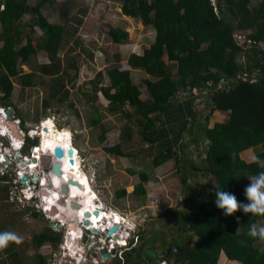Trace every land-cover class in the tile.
Listing matches in <instances>:
<instances>
[{
	"label": "trees",
	"instance_id": "16d2710c",
	"mask_svg": "<svg viewBox=\"0 0 264 264\" xmlns=\"http://www.w3.org/2000/svg\"><path fill=\"white\" fill-rule=\"evenodd\" d=\"M34 1L32 6L28 0H3L1 3L0 101L7 107L12 91L11 78L17 76L22 88L34 86L33 73L20 75L17 68L40 51L48 59V65H40L39 71L52 83L50 99L59 104L66 100L62 79L66 73L56 57L68 34L66 23L52 24L41 15V8L55 5V0ZM249 1L122 0L120 14L152 28L153 41L140 55H127L128 69H121L119 54H113V64L104 73L108 85L96 88L97 81L94 83V94L100 93L108 107L119 108L126 103L132 109L126 117L131 118L140 138L157 146L158 153H180L181 147H190L184 140L194 138L192 148L199 154V143L205 142V149L199 156V172L208 181L201 184L199 178L196 180L202 205L196 208L198 212L192 217L194 223L189 227L197 243L189 252L187 264H222V261L264 264V250L259 247L264 241L247 235L251 223L264 226V216L237 211L226 217L216 207L214 189L218 184L222 190L234 194L238 201L248 203L244 194L250 183L248 178L264 171L241 157L246 151L260 148L256 157L264 160V47H261L264 45V0H259L260 3L252 8ZM59 10L60 16L66 17L68 11ZM23 15L30 16L26 23L28 33L24 36L17 23ZM35 27L41 32L39 38L31 35ZM235 33L244 35L243 38L250 42L249 47L238 46L233 38ZM106 34L114 45L126 44L128 40L127 32L114 24L108 25ZM240 57H244L246 63H240ZM66 67L75 70L73 61ZM129 69L145 74L142 80L144 99H140L138 88L132 84ZM100 76L101 72H97L94 77L99 79ZM178 96L181 97L179 101ZM197 99L208 109L226 115V121L210 129L205 126L193 129L200 118L199 111L195 110ZM92 121L98 123V119ZM46 128L49 133L51 127H43ZM125 137H130L127 130ZM102 140L103 133L98 136V141ZM104 150L120 152L118 144ZM167 158L162 156L156 163ZM4 178L6 180L2 177L0 181ZM140 189L134 190L136 196ZM192 194L191 191L189 196ZM31 216L37 217L38 213L33 211ZM48 231L43 229L30 237L29 245L34 250L32 264H46L50 258L36 252L45 243L52 246L55 239ZM13 246L12 243L6 248L10 264H22L12 253ZM4 262L2 260L1 264H8Z\"/></svg>",
	"mask_w": 264,
	"mask_h": 264
},
{
	"label": "rangeland",
	"instance_id": "374dc122",
	"mask_svg": "<svg viewBox=\"0 0 264 264\" xmlns=\"http://www.w3.org/2000/svg\"><path fill=\"white\" fill-rule=\"evenodd\" d=\"M121 1L122 0H55V5L51 7L43 6L41 8V15L45 17L49 23L59 25L66 23L68 34L64 37L56 56L60 63L61 70L63 69L66 73L65 75H62L63 84L67 92L66 100L63 101V103H57L56 100L50 99L48 95L52 83L48 79V76L42 75L39 71L40 65H48V59L41 51L31 56L26 64L20 66V69L19 67L17 68L19 71L18 74L20 75L28 74L30 72L33 73L34 86L22 88L19 85L17 76L11 78L12 91L8 98V102L10 108L14 109L16 112V114H14L15 117L20 118L22 127L24 129L35 128V126L42 128L44 124L42 125L41 122L43 121V123H52L55 129L52 132L54 138L67 132L70 136L72 146L76 148L80 169H84L83 173L86 175L87 179L92 178V170L90 167H86V162L99 156L98 152H101V148L98 143V136L101 135V133H103V142L105 145L118 143L121 151L130 154H134L135 152H147V148L145 144L141 143L140 137L132 124L131 118L129 119L126 117L127 114L132 112V109L126 103L119 108H110L107 106L106 101L101 97L100 93L94 94V83L96 81V88L108 85V80L104 73L108 67L113 64V54H119V66L121 69H125V59L127 55L129 53L142 52L143 49H146L153 41L154 31L152 28L144 27L138 20L128 19L120 14L119 6ZM34 3V0H28L30 6ZM258 3H260L259 0H250L249 7H255ZM59 9H65V11H68L66 17L60 16ZM29 18V15H23L17 22L18 25L22 27V36L28 33L26 23ZM77 22H79V25L76 26L75 23ZM110 24H114L116 27L127 32L128 40L126 44L114 45L111 43L106 34L107 27ZM32 31V37H40L41 32L36 27L33 28ZM243 36L244 35L235 33L233 38L235 42L238 43V46L247 48L244 47L245 41L243 40ZM23 44L24 40L21 41V45ZM261 47H264V45H261ZM71 61L74 62L75 70L66 67ZM239 62L246 63L244 57H240ZM97 72H101L99 79L94 77ZM129 75L132 84H134L140 92V99H144L146 94L144 86L142 85V80L146 78L145 74L139 70L129 69ZM177 99L179 101L181 100V97L178 96ZM201 100H204L203 96L201 97ZM196 105L195 110L200 113L199 121L194 123L197 126H205V128L210 129L214 124H220L226 121L227 116L217 112H212L207 116L209 109L205 104L201 103L199 99L196 100ZM203 118H206L204 124L202 123L204 122ZM92 119H98V123L96 122L94 124ZM56 130L60 131V133H56ZM126 130L131 139L125 137ZM36 131L34 132V137H38ZM193 131L194 130L191 129V133H193ZM190 140L195 141L194 138ZM185 141H187V139L184 140V143ZM192 147H194V145L191 143L190 147L187 149L181 147L182 150L180 153L193 155L195 152ZM0 148L2 147L0 146ZM55 149V146L51 148L52 151ZM66 149H68V147L58 148L56 154L60 152L62 154L59 155V160L57 159L53 171L57 176L63 175V178L68 177L67 171L70 169L67 160L63 157ZM204 149L205 142L200 141L198 158ZM155 150H157V148L153 151L156 152ZM0 151H2V149H0ZM260 152V148L246 151L241 155L242 160L248 163L253 162V156H256V154ZM24 153H26V148L24 149ZM182 157H184V154ZM140 158L141 157L139 156V159ZM39 162L42 166L39 167L38 170L46 173V170L48 169V157L43 155L40 157ZM12 163V170L18 171L16 164H14V160ZM126 163L125 159H121L118 162L113 161L111 165L113 174H110V179L113 178V184L109 181L108 183L110 186L106 184L108 185L107 188L102 185L103 182L99 181V179L96 181L95 187L102 191L100 201L103 203L104 207L117 211L120 216H123V218L133 220L134 216L132 212L146 213L145 209L142 208V210L136 207V202L137 205H139L138 202H144V205L153 202V205H155V201H161L163 195L168 196L166 192H168L170 196V202L165 198L160 202V205L173 207L175 201L179 198L180 189L176 185L175 179L173 180L171 177L167 178L168 185L165 184L167 188L165 191L161 187L146 186V188H144L147 191L145 201L144 199H130V197L119 201L114 199L112 196V190L115 191L118 188H129L136 183L135 176H133L130 181H124L125 176L127 175L125 172V168L127 167ZM57 165H60L58 169H56ZM63 165L65 168H63ZM167 166L168 168H173L172 161L169 165L162 166L158 169L155 175L158 176V178L162 176L159 173L167 169ZM60 169L63 172H60ZM12 170L10 168L7 172L11 177L7 174L0 175V178L6 177V180L4 178L2 179L3 181H0V230L12 231L23 237L22 244L16 245L13 243L14 246L12 253L16 254L18 261L20 260L22 264H32L34 250L29 245L30 237L33 233H38L43 226H48L49 224L43 219L41 220L31 216V213L36 211V208H34L35 205L33 203H25L20 199L21 186L18 178L12 174ZM74 172L76 171L74 170ZM140 172L141 170L134 171L135 174H139ZM197 177L200 179L201 184L208 181L203 178L201 172L197 173ZM196 180L197 178L194 176L192 181ZM190 182L191 180L189 183ZM72 184L75 186V181L72 182ZM37 187L38 184H33L32 190L30 191L33 192L37 190ZM75 190V187L72 188L70 193L73 197H78L79 191L75 192ZM186 190L190 191L189 187H187ZM61 191L63 193L66 192L65 184L61 186ZM124 191L125 196H127L129 190L125 189ZM198 191V189L195 190V194H197ZM76 193L78 194L75 195ZM26 194L27 197H29L30 193L27 192ZM34 194H37L36 191ZM187 196H189V194ZM187 200L190 202L189 198H187ZM194 200L195 197H193V201ZM44 202L49 203L50 205L54 203L53 198L45 199ZM59 207L62 208L63 205L60 204ZM161 210L162 209H158L159 212ZM25 217H28V219L25 220ZM260 226L259 223L257 227L259 228ZM53 231L54 230H49V235L52 237L55 235V231ZM57 234L60 235V232ZM57 246L47 247L46 245H43L39 248V251L46 257L52 258L54 254H51L52 252H55L56 254ZM259 247L261 250H264V244H260ZM7 252L8 250L6 248L0 249V264L2 260L10 264L11 260L8 257ZM64 257L63 254L58 257L54 255L53 259L57 258L59 261V258L63 260L66 258ZM52 263L54 264V261H52ZM221 263L229 264L224 263V261Z\"/></svg>",
	"mask_w": 264,
	"mask_h": 264
},
{
	"label": "flooded vegetation",
	"instance_id": "af4514ba",
	"mask_svg": "<svg viewBox=\"0 0 264 264\" xmlns=\"http://www.w3.org/2000/svg\"><path fill=\"white\" fill-rule=\"evenodd\" d=\"M8 105L7 107L0 101V107L10 108L9 102ZM10 110L11 118L19 120L18 128L24 132V135L21 140V148L17 149L14 146L6 144V146H9L11 149V156L9 157L5 154L3 158L7 160V165L14 160L16 165L21 164L24 169L37 168L35 169L36 171L33 170L32 175L27 176L28 183L24 187V192H21L20 199L25 203H33L35 205L34 208H36L35 210L39 213L35 218L43 219L49 224L48 226H43L41 230L38 231L39 233L43 232V229L48 228V230L55 231H53L55 234L53 238L55 240L54 243L52 242V246H58L56 254L52 252L51 255L54 254L58 257L63 254V257H66H64L65 259L63 260L59 258L58 261L57 258L53 259V255L52 258L47 259L46 264H53L52 261H54V264H67V262L68 264H187L189 252L197 243V238L192 234L189 227L194 223L192 217L194 212H198L196 208L202 205L198 199L200 194H195V191H193L194 188L195 190L198 189L196 185L198 182L192 181L194 176L198 178L197 173L200 167V157L198 158V154L158 153L157 150L154 152L153 150L156 148L155 144L144 138H140V141L145 144L147 148V152L145 153L135 152L134 154H130L121 150L119 153H111L105 151L104 148L115 146L118 143L105 145L103 142L104 140H102L100 142L98 141L101 148V152H98L99 156L86 162V167H90L92 170V178L87 179L86 175L83 173L84 169H80L77 160V151L76 148L72 146L69 136L68 140L72 149H74V154L72 155L73 164L77 166V171L79 173L77 172L78 174H75L74 169L70 168L67 172L68 177L63 178V175L57 176L54 174L53 171L55 167L53 170H50L53 164L56 165L57 159L60 156L55 157L51 148L47 150L43 149V127L38 128V126H35V128L24 129L20 118L14 115L16 114L15 110L12 108H10ZM41 123L42 125L46 124V122L43 123V121ZM196 127V124L192 126L193 129ZM49 130H55L53 125L52 129L50 128ZM35 131L38 134L37 139L31 137L32 132ZM56 133H60V131L56 130ZM129 139L131 138L129 137ZM32 141L34 143H32ZM187 141L189 144L192 143L195 145L194 140L192 141L189 139ZM35 147L37 148V153L42 152V156L46 155L48 157L47 174L38 170L39 167L42 166L39 162L40 158L36 160L31 157V150ZM25 148L26 153H24ZM183 154L184 157H182ZM139 156L141 157L140 159ZM162 156H167L168 158L161 163H156L161 160ZM63 157L67 160L65 155H63ZM121 159H125L127 162V167L125 168L127 175L124 181H130L131 178L135 176L136 183L129 188L112 190L114 199L119 201L130 197V199H144L145 201L147 191L144 188H146V186L161 187L165 191L167 190L165 184L168 185L167 178L171 177L173 180L175 179V183L180 189L179 198L175 201L173 207L160 205V202L165 198L170 202L168 192H166L168 196L163 195L161 201H155V205H153V202L148 203L149 206L144 205V202H138L139 205H137L136 202V207L145 209L146 213L132 212L134 216L133 220L123 218L117 211L104 207L103 203L100 201L102 191L95 187V183L99 179L106 188L109 185V181L113 184V178L110 179V174H113L111 165L113 161L118 162ZM171 161L173 163V168H168L167 166V169L159 173L162 176L158 178V176L155 175L158 169L162 166L169 165ZM135 170H141V172L135 174ZM12 171L14 175V170ZM60 172L63 171L60 169ZM55 179H60L62 183L65 184V193L61 191V186L63 184L60 186V191L53 185V180ZM141 179L144 181H140ZM190 180L191 182L189 183ZM71 181L83 183V188H78L82 191L78 197H71L70 201L67 202L66 198L68 197L69 188L75 187ZM35 183L38 184L37 190H35L37 194H34L35 191H30ZM187 187H189L190 191L186 190ZM139 188H141L139 191L140 194L136 196L134 190ZM41 189L47 190L50 198H53L54 203H52V205L44 202L46 198L40 195ZM125 189L129 190L127 196H125ZM191 191L193 194L187 196ZM27 192L30 193L28 198H26ZM122 192L124 193L123 195H121ZM193 197H195L194 201ZM187 198H189L190 202H188ZM60 204L63 205L62 208L59 207ZM73 204L76 206L79 205L80 208L76 209ZM50 206L55 210L52 215L48 213L47 209ZM87 206L98 209L99 216L97 219L89 217V224L85 226L81 213ZM189 208H191V210H189ZM158 209L162 210L159 212ZM105 215H111V217H105ZM112 217H115L116 221H112ZM112 229H114V231H112ZM58 232H60V235L57 234ZM66 235H69L72 239L71 251L67 249V244H65ZM109 242H112V245L109 246ZM43 245L47 247L51 246L49 243ZM43 245L39 246V248ZM39 248L36 252L40 256H45L39 251ZM102 253L108 256L107 260H102Z\"/></svg>",
	"mask_w": 264,
	"mask_h": 264
},
{
	"label": "bare ground",
	"instance_id": "6f19581e",
	"mask_svg": "<svg viewBox=\"0 0 264 264\" xmlns=\"http://www.w3.org/2000/svg\"><path fill=\"white\" fill-rule=\"evenodd\" d=\"M6 110H9L10 111V115L9 116H6V114H5V111ZM18 125H19V120L18 119H16V118H11V110L10 109H7V108H4V107H0V128L2 129V128H6V129H8V133L7 134H0V143L2 144V148H0V149H2V151H0V166H2L3 167V169H4V171H3V173L2 174H0V175H6L7 174V172H8V170L11 168V166H12V162L9 164V165H7L6 164V162H7V160L6 159H4L3 157L5 156V154H7L9 157L11 156V149L9 148V146H6V144L7 145H11V146H14L15 148H17V149H19V148H21V146H22V143H21V140L23 139V135H24V132H22L19 128H18ZM47 126H49V127H51V129H52V125H51V122H46V124H44L42 127H47ZM52 132H53V130H50V134L48 133V129L46 128V129H43V133H42V142H43V149L44 150H47L48 148H53L54 146L56 147V152H57V142L59 141V138H60V135H58L56 138H54L53 136H52ZM47 134V135H46ZM34 132H32V134H31V137H33V138H35V139H37V137H34ZM69 135V134H68ZM45 138V139H44ZM69 141V140H68ZM49 144H51V146L49 145ZM61 144V143H60ZM60 144L58 145V147L60 148ZM67 147L68 148H71V145H70V143H69V145H67ZM66 147V148H67ZM36 150H37V148L35 147V148H33L32 150H31V157L32 158H34V159H36V160H38L41 156H42V152L41 153H37L36 152ZM72 151L74 152V149H72ZM25 160H27L26 158H24ZM58 159H59V157H58ZM78 159V158H77ZM15 164V163H14ZM16 167H17V170L18 171H15L14 170V176L16 177V178H18V180H19V183H20V186H21V192H24V187L26 186V184L28 183V175H31L32 174V172H33V168H29V169H24L23 168V166L21 165V164H19V165H16ZM68 167H70L71 169L73 168L76 172H74L75 174H78L79 172L77 171V169H76V166L73 164L72 166H69L68 165ZM63 168H65V166L63 165ZM68 172V171H67ZM71 172V171H70ZM78 172V173H77ZM8 175V174H7ZM21 177H25L26 178V181L24 182V181H20V179H21ZM74 178V177H73ZM72 178V179H73ZM78 180V179H77ZM80 180V179H79ZM75 188H76V190H75V192H77V190L79 191V194H81L82 193V191H80V189H82L83 187V183H80V182H76L75 181ZM63 183H62V181L60 180V179H55V180H53V185L58 189V187L60 186V185H62ZM88 187V186H87ZM78 188H80V189H78ZM85 188V187H84ZM71 190H72V187H70L69 188V190H68V197L66 198V201L67 202H69L70 201V198L71 197H73L72 195H71ZM88 190V189H87ZM90 190V189H89ZM85 194V193H84ZM88 194V193H87ZM86 194V195H87ZM40 195H42L44 198H46V199H48V198H50V196H49V193H48V191L47 190H45V189H41L40 190ZM21 197V196H20ZM26 198H28V197H26ZM28 200V199H27ZM44 200V199H43ZM45 201V200H44ZM50 201V200H49ZM77 201V200H76ZM74 205V204H73ZM74 207L76 208V209H78V208H80V206L79 205H74ZM48 209V213L50 214V215H52V214H54V212H55V210H54V208L52 207V206H50V207H48L47 208ZM88 209H93V210H95L96 208H93V207H91V206H87L86 207V209L84 210V211H87ZM96 210H98V209H96ZM83 211V212H84ZM82 212V213H83ZM82 213H81V215H82ZM108 217H111V215H108ZM92 218V217H91ZM83 219V218H82ZM94 219V218H93ZM56 226V225H55ZM112 231H114V229H112Z\"/></svg>",
	"mask_w": 264,
	"mask_h": 264
},
{
	"label": "clouds",
	"instance_id": "9594fccd",
	"mask_svg": "<svg viewBox=\"0 0 264 264\" xmlns=\"http://www.w3.org/2000/svg\"><path fill=\"white\" fill-rule=\"evenodd\" d=\"M252 159L261 169H264V160L256 156H253ZM248 180L250 183L244 189L248 203L238 201L234 194L222 190L218 184L214 185L216 207L222 210L226 217L233 216L237 211H242L244 214L250 213L253 216H264V171L249 177ZM27 219L28 217H25V220ZM237 223H239V219H237ZM247 235L253 239L258 238L264 241V226L258 228L255 223H251ZM12 243L22 244L23 237L12 231L0 232V249H5Z\"/></svg>",
	"mask_w": 264,
	"mask_h": 264
},
{
	"label": "water",
	"instance_id": "95a60500",
	"mask_svg": "<svg viewBox=\"0 0 264 264\" xmlns=\"http://www.w3.org/2000/svg\"><path fill=\"white\" fill-rule=\"evenodd\" d=\"M211 103L214 104V100L213 99L211 100ZM212 112H214L213 109L212 108L209 109V113L207 114V116L210 115ZM5 114H6V116H9L10 115V111L9 110H6L5 111ZM60 154H61V152L58 153V154H56V149L53 151V155L55 157L59 156ZM65 157L67 158L68 165L69 166H72L73 165V159H72V149L71 148L66 149V151H65ZM54 167H55V164L52 165V167H51L50 170H53ZM20 181H24L25 182L26 181V178L25 177H21ZM60 186L58 187V190L59 191H60ZM81 216L84 219L83 220V224L86 226V225L89 224V220H88L89 217H93V218L97 219V217L99 216V213H98L97 210L88 209L87 211H84ZM105 217H108V215H105ZM111 220L112 221H116V218L115 217H112ZM71 242H72L71 237L69 235H66L65 244H67V249L69 251H71V249H72ZM101 256H102V260H107L108 259V256L105 253H102Z\"/></svg>",
	"mask_w": 264,
	"mask_h": 264
},
{
	"label": "crops",
	"instance_id": "0c3cea01",
	"mask_svg": "<svg viewBox=\"0 0 264 264\" xmlns=\"http://www.w3.org/2000/svg\"><path fill=\"white\" fill-rule=\"evenodd\" d=\"M154 38V37H153ZM142 52H139V53H134V54H137V55H140ZM125 69H128L126 64H125ZM69 135L66 133H62L60 138H59V143H61L62 145V148H66L67 145H69ZM62 150V149H61ZM74 154V152L72 151V155ZM64 155V154H63ZM78 191V190H77ZM78 193H76L75 195H77Z\"/></svg>",
	"mask_w": 264,
	"mask_h": 264
},
{
	"label": "built area",
	"instance_id": "2783aa9c",
	"mask_svg": "<svg viewBox=\"0 0 264 264\" xmlns=\"http://www.w3.org/2000/svg\"><path fill=\"white\" fill-rule=\"evenodd\" d=\"M2 1L3 0H0V10L2 9ZM245 42H244V47H247L250 45V42L249 41H246L245 39H243ZM236 44L238 45V43L236 42ZM8 133V129L6 128H0V134H7ZM0 146H2V144L0 143ZM1 159V158H0ZM4 171L3 167L0 166V174H2ZM112 245V242H109V246Z\"/></svg>",
	"mask_w": 264,
	"mask_h": 264
}]
</instances>
